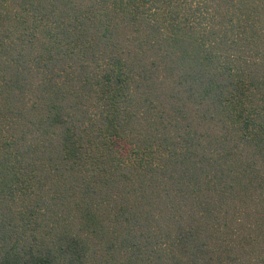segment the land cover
Listing matches in <instances>:
<instances>
[{
  "label": "trees",
  "instance_id": "16d2710c",
  "mask_svg": "<svg viewBox=\"0 0 264 264\" xmlns=\"http://www.w3.org/2000/svg\"><path fill=\"white\" fill-rule=\"evenodd\" d=\"M0 264H264V0H0Z\"/></svg>",
  "mask_w": 264,
  "mask_h": 264
}]
</instances>
